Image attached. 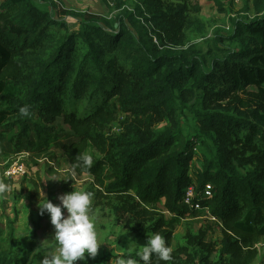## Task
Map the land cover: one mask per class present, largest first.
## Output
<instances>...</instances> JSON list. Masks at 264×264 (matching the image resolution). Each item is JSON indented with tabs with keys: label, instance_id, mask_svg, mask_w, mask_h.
<instances>
[{
	"label": "trees",
	"instance_id": "16d2710c",
	"mask_svg": "<svg viewBox=\"0 0 264 264\" xmlns=\"http://www.w3.org/2000/svg\"><path fill=\"white\" fill-rule=\"evenodd\" d=\"M134 1L133 11L72 32L33 0H1V14L16 12L0 25V161L37 165L61 153L94 176L134 238L158 232L172 248L186 224L172 259L151 264H249L264 243V0H242L233 34L217 28L204 50L189 35V0ZM25 105L29 117L19 114ZM83 153L93 155L90 168L77 166ZM191 185L202 211L185 205ZM208 225L221 229L219 243ZM11 246H0V264H34L32 250L21 259Z\"/></svg>",
	"mask_w": 264,
	"mask_h": 264
},
{
	"label": "rangeland",
	"instance_id": "374dc122",
	"mask_svg": "<svg viewBox=\"0 0 264 264\" xmlns=\"http://www.w3.org/2000/svg\"><path fill=\"white\" fill-rule=\"evenodd\" d=\"M221 1L227 10L226 13L218 11L211 0H189L188 18L192 23L189 35L194 36L192 40L199 43L203 50L208 46L206 41L215 37L217 28L222 30L223 36L230 37L234 32V26L230 19L243 15L241 12L242 0ZM33 2L38 9L52 14L55 20L64 22L65 28L72 32L78 31L83 22H89L92 19L116 18L125 11H133L135 5L134 0H129L128 4L122 8L117 6L116 0H33ZM193 5L198 6L200 10L192 9ZM15 12V10L4 14L0 12V25L4 28L10 26V18ZM126 22L128 23V21ZM146 24L151 28L154 27L151 23ZM129 26L131 27L130 23ZM186 118V121H182V126L187 134H191L195 124L190 114ZM119 129V125H114V132H119ZM200 148L197 145V159L194 161L196 165L203 159ZM91 151L98 154L94 148H89V153ZM96 158L101 157L98 155ZM55 159V161H50L48 158H44L37 165H34L28 156L25 158L15 156L0 161V181L8 185L7 191L0 194V231L3 233L0 239L1 247L9 251L11 246L9 236L13 234L14 243L11 247H22L23 256L21 259L25 258L32 250L30 260H33L34 264H40L44 255L55 246V241L52 240L54 226L46 211L41 215L40 200L43 201L45 196L54 204H59V195L74 190L89 191L93 194L89 214L94 219L98 238L102 243L94 258L89 257L86 253V259L77 260L75 264H110L111 258L114 259L116 255L126 252V247L128 243H131V240L140 246L146 244L147 235L142 238H134L121 225L116 224L107 199L100 198L98 195L100 188L93 175L87 172L80 174L68 158L62 156L61 153ZM19 161L26 166V174L9 181L5 178V171L9 166ZM62 211H65L66 214V210L62 209ZM201 222L195 223V230L198 231L205 224V221ZM208 228L211 229L213 241L219 243L223 237L221 229L211 227V225H208ZM185 229L186 224L175 232L172 249L182 240ZM253 251L257 252V256L249 264H264V243H258ZM217 255L218 252L213 254L214 261H216Z\"/></svg>",
	"mask_w": 264,
	"mask_h": 264
},
{
	"label": "clouds",
	"instance_id": "9594fccd",
	"mask_svg": "<svg viewBox=\"0 0 264 264\" xmlns=\"http://www.w3.org/2000/svg\"><path fill=\"white\" fill-rule=\"evenodd\" d=\"M23 117L31 115L30 106L19 108ZM77 166L90 168L93 165V156L83 153L78 157ZM55 180V179H53ZM8 185L0 181V194L7 191ZM93 194L89 191L74 190L58 196L59 204H54L44 196L39 203L40 213L46 211L50 215V222L54 226L55 246L50 250L40 264H75L77 260H85L87 253L94 258L102 243L94 219L90 216V207ZM66 210V214L65 211ZM148 239L144 246L131 240L126 252L111 258L110 264H151L155 256L161 261L172 259V248L167 244L163 235L158 232L147 233Z\"/></svg>",
	"mask_w": 264,
	"mask_h": 264
},
{
	"label": "built area",
	"instance_id": "2783aa9c",
	"mask_svg": "<svg viewBox=\"0 0 264 264\" xmlns=\"http://www.w3.org/2000/svg\"><path fill=\"white\" fill-rule=\"evenodd\" d=\"M26 166L22 163V162H15L14 164H12L11 166H9L7 168V170L5 171V177L8 180L11 179H17L19 177H22L26 174ZM197 187L195 185H191L187 188L186 192H185V205H187L188 207L196 210V211H202L203 210V205L200 201L198 197V193H197ZM212 186L211 184L206 185V188L204 190L203 196L205 198H211L212 197ZM208 218H211L214 220V218H212V216H208Z\"/></svg>",
	"mask_w": 264,
	"mask_h": 264
}]
</instances>
